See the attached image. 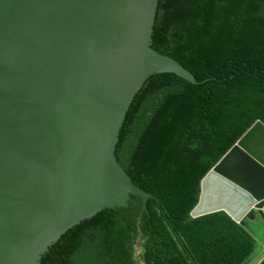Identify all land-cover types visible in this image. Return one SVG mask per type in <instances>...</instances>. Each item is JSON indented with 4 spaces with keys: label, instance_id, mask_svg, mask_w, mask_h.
Masks as SVG:
<instances>
[{
    "label": "water",
    "instance_id": "water-1",
    "mask_svg": "<svg viewBox=\"0 0 264 264\" xmlns=\"http://www.w3.org/2000/svg\"><path fill=\"white\" fill-rule=\"evenodd\" d=\"M160 0H0V264H41L72 229L132 194L116 151L154 75L195 77L153 48ZM264 223V123L201 181L193 218Z\"/></svg>",
    "mask_w": 264,
    "mask_h": 264
},
{
    "label": "trees",
    "instance_id": "trees-1",
    "mask_svg": "<svg viewBox=\"0 0 264 264\" xmlns=\"http://www.w3.org/2000/svg\"><path fill=\"white\" fill-rule=\"evenodd\" d=\"M153 48L195 77L152 76L136 96L116 155L135 184L128 207L70 230L41 264H248L257 241L220 211L191 216L201 181L264 123V0H160ZM264 264V260L259 263Z\"/></svg>",
    "mask_w": 264,
    "mask_h": 264
},
{
    "label": "crops",
    "instance_id": "crops-1",
    "mask_svg": "<svg viewBox=\"0 0 264 264\" xmlns=\"http://www.w3.org/2000/svg\"><path fill=\"white\" fill-rule=\"evenodd\" d=\"M247 228L256 239L257 251L262 255L257 262L259 263L264 258V223L261 218H258V221H248Z\"/></svg>",
    "mask_w": 264,
    "mask_h": 264
},
{
    "label": "rangeland",
    "instance_id": "rangeland-1",
    "mask_svg": "<svg viewBox=\"0 0 264 264\" xmlns=\"http://www.w3.org/2000/svg\"><path fill=\"white\" fill-rule=\"evenodd\" d=\"M262 255L259 254V252L256 250V252L253 254L250 262L248 264H255L258 262L259 258L261 257Z\"/></svg>",
    "mask_w": 264,
    "mask_h": 264
},
{
    "label": "clouds",
    "instance_id": "clouds-1",
    "mask_svg": "<svg viewBox=\"0 0 264 264\" xmlns=\"http://www.w3.org/2000/svg\"><path fill=\"white\" fill-rule=\"evenodd\" d=\"M242 136H243V135H242ZM236 143H237V142H236ZM118 145H119V144H118ZM117 158H118V157H117ZM244 221H245V223H243V222H242V223L247 225V222H248V221H253V219H251V218H246ZM263 260H264V258H263L259 263H261ZM259 263H257V264H259Z\"/></svg>",
    "mask_w": 264,
    "mask_h": 264
}]
</instances>
